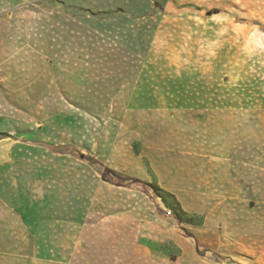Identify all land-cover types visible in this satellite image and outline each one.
<instances>
[{"label": "rangeland", "instance_id": "1", "mask_svg": "<svg viewBox=\"0 0 264 264\" xmlns=\"http://www.w3.org/2000/svg\"><path fill=\"white\" fill-rule=\"evenodd\" d=\"M66 1L45 0L40 10L64 15L71 9L70 15L97 18L96 26L103 32L94 36L90 60L92 66L108 67L47 69V77L56 75L62 86L61 108L79 103L141 121L145 139L150 131L159 139L172 137L175 149L188 147L192 154L198 153L201 136L210 131L182 129V122L227 120L251 112L255 142L264 145L260 130L264 127V0H76L74 6ZM53 106L47 105V111ZM85 121L88 127L82 121L77 142L57 136L56 140L66 141L45 145L47 150L19 151L14 158L19 163L9 173L2 171L0 264H75V260L100 264L119 256L142 257L154 264H186L189 256H201L206 264H248L216 251L213 232L198 247V222L207 207L202 212L182 209L156 182L145 191L153 210L172 228V241L151 240L149 231L135 232L127 222L125 230L117 231L119 219L92 213L91 191L99 175L118 184L137 180L99 164L103 140L109 141L111 129L102 119ZM258 153L264 159V148ZM23 160L34 165L40 161L41 166L45 162L47 167L22 169L18 166ZM204 160L213 165L225 157L211 150ZM50 162L62 167L52 169ZM202 162L199 166H205ZM164 207H172L173 216L166 217ZM102 224L115 229L103 232ZM187 242L196 244L191 255L184 249ZM146 260L142 264H149Z\"/></svg>", "mask_w": 264, "mask_h": 264}, {"label": "crops", "instance_id": "2", "mask_svg": "<svg viewBox=\"0 0 264 264\" xmlns=\"http://www.w3.org/2000/svg\"><path fill=\"white\" fill-rule=\"evenodd\" d=\"M44 1L0 0V176L19 163L14 159L17 152L32 147L47 150L45 145L53 147L66 141L56 140L61 135L75 143L82 121L88 127L85 120L102 119L108 122L111 136L108 142L103 140L102 162L96 163L114 173L124 172L137 182L118 184L99 175L91 191L92 213L119 219L117 231L125 230L127 222L135 232L145 235L149 231L151 240L172 241V228L149 203L148 188L156 182L167 197L179 201L182 209L201 211L207 207L198 222V247L205 245L202 242L213 232V247L220 254L243 258L248 264H264V159L258 153L264 145L255 142L253 113L236 114L227 120L214 117L213 122L209 118L198 124L182 122V129L210 131L201 136L202 148L192 154L188 147L175 149L172 137L159 139L150 131L145 139L141 121L125 120L123 115L109 111L97 112L76 101L68 102L76 105L61 108L62 86L56 75L47 77V69L108 67L102 63L92 66L94 61L90 60L94 36L103 31L96 26L97 18L70 15L71 9L64 15L46 14L40 10ZM66 4L74 6L77 1ZM47 105L57 106L47 111ZM260 130L264 137V127ZM180 140L184 144L183 138ZM211 150L225 160L209 165L204 158ZM93 155L99 158L98 150ZM199 160L205 166H199ZM31 165V161L23 160L18 167L28 169ZM44 167L45 162L34 165L40 171ZM56 167H62L61 163L50 162V168ZM113 226L102 224L100 229L109 232ZM186 244L184 249L192 253L196 244ZM189 259L186 264H206L201 256ZM144 260L119 256L117 261L100 264H142Z\"/></svg>", "mask_w": 264, "mask_h": 264}, {"label": "built area", "instance_id": "3", "mask_svg": "<svg viewBox=\"0 0 264 264\" xmlns=\"http://www.w3.org/2000/svg\"><path fill=\"white\" fill-rule=\"evenodd\" d=\"M163 210H164V215L166 217H171L174 214V211H173L172 207H168V208L164 207Z\"/></svg>", "mask_w": 264, "mask_h": 264}, {"label": "trees", "instance_id": "4", "mask_svg": "<svg viewBox=\"0 0 264 264\" xmlns=\"http://www.w3.org/2000/svg\"><path fill=\"white\" fill-rule=\"evenodd\" d=\"M81 155L85 157L84 154H81ZM86 158L89 159V160H91V161H93V162H96V160L94 158H92V157L86 156ZM103 178H104V174H103Z\"/></svg>", "mask_w": 264, "mask_h": 264}, {"label": "bare ground", "instance_id": "5", "mask_svg": "<svg viewBox=\"0 0 264 264\" xmlns=\"http://www.w3.org/2000/svg\"><path fill=\"white\" fill-rule=\"evenodd\" d=\"M263 37H264V35H263ZM262 44L264 45V42H262Z\"/></svg>", "mask_w": 264, "mask_h": 264}]
</instances>
